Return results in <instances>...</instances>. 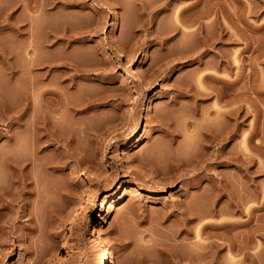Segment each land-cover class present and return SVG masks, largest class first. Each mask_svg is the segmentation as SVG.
<instances>
[{"label": "rangeland", "instance_id": "1", "mask_svg": "<svg viewBox=\"0 0 264 264\" xmlns=\"http://www.w3.org/2000/svg\"><path fill=\"white\" fill-rule=\"evenodd\" d=\"M24 1L0 0V49L14 63L29 49L37 61L63 59L62 127L77 129L93 164L75 168L70 159L47 175L53 145L25 166V180L12 176L2 154L14 148L2 142L13 112L0 109V264H99L89 229L103 218L99 231L114 264H197L214 241L223 243L212 247L220 258L207 262L264 264V0H48L46 7L38 0V9ZM179 10L183 19L208 15L195 25L182 20L183 28ZM20 19L28 34L19 39ZM144 49L149 57L140 62ZM7 69L0 62V98L13 108L23 99L21 82ZM235 108L236 135L208 141L207 128L233 127ZM199 224L204 248L195 246Z\"/></svg>", "mask_w": 264, "mask_h": 264}, {"label": "bare ground", "instance_id": "2", "mask_svg": "<svg viewBox=\"0 0 264 264\" xmlns=\"http://www.w3.org/2000/svg\"><path fill=\"white\" fill-rule=\"evenodd\" d=\"M41 5L40 6H43V7H46V4H47V1L48 0H41ZM52 1V0H51ZM172 1V0H171ZM174 1V0H173ZM199 1V0H198ZM23 2V1H22ZM33 4H32V3ZM50 2V1H49ZM55 2V1H54ZM25 4L27 5H32L30 6L31 8H37L39 5H38V0H25L24 1ZM23 3V4H24ZM194 3V2H192ZM50 4V3H49ZM57 4V3H56ZM166 4L168 5V1L166 2ZM173 4V2H172ZM51 5V4H50ZM61 5V4H60ZM193 6V5H192ZM192 6H189L190 8ZM197 6V5H196ZM51 7V6H50ZM58 7V6H57ZM194 7V6H193ZM182 8V7H181ZM38 9V8H37ZM45 9V8H44ZM193 9V8H191ZM198 9V8H197ZM206 9V8H205ZM48 10V8H47ZM46 10V11H47ZM188 10V9H187ZM195 10V9H194ZM200 10V8H199ZM198 10V11H199ZM34 11V10H33ZM182 11V10H181ZM185 11V10H184ZM192 11V10H191ZM178 13L174 16L175 19H176V22L178 24H180L183 28H184V25H182V20H187L186 23H190V24H194L199 21L200 18H202V16H205V15H202L201 12L199 13H190L191 15H187V17L185 19H183V15L182 17H180V10L177 11ZM197 12V11H195ZM209 12V11H208ZM188 13V12H186ZM208 15V14H207ZM206 15V16H207ZM21 16V15H20ZM24 16V15H23ZM26 16V15H25ZM34 16V15H33ZM205 16V17H206ZM35 17V16H34ZM33 17V18H34ZM18 18V16H17ZM32 18V17H31ZM182 18V19H181ZM204 18V17H203ZM216 18V16H215ZM26 19V18H25ZM21 20V19H20ZM16 20V23H14L15 25V30L13 31L14 35H15V38H24V36L26 34H28V32L26 31L25 29V24L22 23L23 21H25L23 19V21H18ZM27 21V20H26ZM28 22V21H27ZM216 23V21H214ZM10 23V22H9ZM13 23V22H12ZM27 24V23H26ZM174 24V23H173ZM12 25V24H11ZM177 25V24H176ZM174 24V26H176ZM208 25V24H207ZM112 26L114 28H116L118 26V22H116V20L113 21L112 23ZM171 27L173 25H170ZM173 26V27H174ZM186 26V25H185ZM167 27V25H166ZM165 27V28H166ZM192 27V25H191ZM190 27V28H191ZM198 27V26H197ZM201 27V26H200ZM27 28V27H26ZM176 28V27H175ZM194 28V27H192ZM186 29V28H185ZM168 30V28L166 29ZM192 30V29H191ZM190 30V31H191ZM196 30V28L194 29V31ZM199 30V29H198ZM196 30V31H198ZM163 31V30H162ZM173 31V30H172ZM171 31V32H172ZM175 31V30H174ZM186 32V30H183V32ZM189 30H187V34L188 32H190ZM195 31V32H196ZM27 32V33H26ZM194 32V33H195ZM47 33V32H46ZM63 33V32H62ZM162 33V32H161ZM165 34V32H163ZM193 33V32H192ZM56 34V33H55ZM64 34V33H63ZM181 34H183L181 32ZM185 34V33H184ZM191 34V32L189 33ZM62 36V34H60ZM186 35V34H185ZM205 35V34H204ZM190 36V35H189ZM196 36V35H195ZM50 37V36H48ZM47 37V38H48ZM198 37V36H197ZM27 38V37H26ZM64 38V37H63ZM162 38V37H161ZM165 38V37H164ZM185 38V36H184ZM188 38V36L186 37ZM191 38V37H190ZM188 38V39H190ZM205 38V37H204ZM13 39V38H12ZM18 39V40H19ZM16 40V39H15ZM62 40V39H61ZM162 40V39H161ZM207 40V39H206ZM50 41V40H49ZM52 41V40H51ZM163 41V40H162ZM201 41V40H200ZM48 42V41H47ZM185 43L187 42L184 41ZM203 42V41H202ZM208 43V42H206ZM63 44V43H62ZM165 44V43H164ZM204 44V43H203ZM205 45V44H204ZM48 46V45H47ZM202 46V45H201ZM3 47V46H2ZM208 48V47H207ZM3 49V48H2ZM0 49V62L5 64V66L9 69L10 72V75L9 77L15 81H18L21 82V86H19L18 88L21 90L20 93H21V96L23 97V99L21 98L20 102H18V104H15V106H13V108L11 107H7L5 104H2L1 102V98H0V109L2 108H5V109H9V111H12L13 112V124H14V127L13 128H8L7 129V132L5 133L4 137H3V145L5 144V146H12L14 149L13 151H9L8 147L7 149H5V151L3 152L2 155L3 158H4V161H5V164L7 166V168H9V170L13 173L12 176H16L17 178H20L21 181L22 180H25L29 174L27 175V172L29 171H25V166L28 164V163H36L38 160L41 159V152L45 151L46 148L49 149L50 146H53L55 145V147L52 149L54 150L53 152L57 154V158L52 162V163H47L48 165H46V171H47V175H50L51 173H54V172H62L63 169L68 165L69 160L71 159L73 161V164L75 166V168H82L83 166H87L89 164V166H91L90 164H93V159L91 158V155L89 154V152H87L86 148H84V145L82 143H80L81 141L78 140V137H77V129L76 131H66L64 130L65 129V126H64V129L62 127V115L60 114L61 113V109L62 107L64 108L66 105V101L68 99L65 98V87L68 86L66 84V82L64 81L65 80V75H66V66H64V61L63 59H59V61L57 63H53V62H50V61H47L45 60V58L41 59L40 61H37L38 58L35 59V57H33L32 55V52L34 53V50L33 49H29L26 54L28 55V57L26 58V60L24 61V63H14L12 62V58L9 57V51L7 52L5 49L2 50ZM202 49V48H201ZM199 49H197L196 51L198 52ZM184 52V51H183ZM16 53V52H15ZM187 53V52H186ZM185 53V55H186ZM191 53V52H190ZM239 54V53H238ZM13 55V53H12ZM35 55V54H34ZM237 55V54H236ZM11 56V55H10ZM15 56V55H14ZM17 56V54H16ZM190 56V55H189ZM200 56V55H199ZM223 56V55H222ZM225 56V55H224ZM223 56V57H224ZM238 56V55H237ZM23 57V55H22ZM149 57V53H148V50L147 49H144L143 51V55H142V59L140 62H145ZM178 57V56H177ZM186 56L184 57H181V58H185ZM18 58V57H17ZM226 58V56L224 57ZM236 58V57H235ZM239 58V57H238ZM177 59V58H176ZM179 59V58H178ZM197 59V58H196ZM11 60V61H10ZM21 60V59H20ZM225 60V59H224ZM236 61V59H234ZM17 61V60H16ZM222 62V61H221ZM226 63V61H225ZM236 63H238V59L236 61ZM18 64V65H17ZM58 66H57V65ZM2 65V64H1ZM57 71V74H55V76H57V81L54 82L52 81V76L51 77V74H52V71L54 70ZM68 69V67H67ZM7 72V71H6ZM205 72V71H204ZM54 74V73H53ZM52 74V75H53ZM204 74V73H203ZM207 77V76H205ZM209 77V76H208ZM55 78V77H54ZM56 79V78H55ZM200 79H202V77L199 78V81ZM238 79V78H237ZM8 82V81H7ZM11 82V81H10ZM13 82V81H12ZM65 82V83H64ZM202 83V81H201ZM11 84V83H9ZM13 85V83H12ZM18 86V85H17ZM65 86V87H64ZM202 87V85H201ZM194 90V89H193ZM2 93L3 90H1ZM193 92V91H192ZM1 93V92H0ZM16 93V92H15ZM19 93V92H18ZM238 94V92H236ZM23 94V95H22ZM2 95V94H1ZM0 95V96H1ZM198 95V94H197ZM195 95V96H197ZM235 95V94H234ZM240 95V93L238 94V96ZM3 96V95H2ZM235 97V96H234ZM5 98V96H4ZM238 98V97H236ZM234 98V99H236ZM218 99V98H217ZM221 99V98H220ZM7 100V99H6ZM66 100V101H65ZM237 100V99H236ZM19 101V100H18ZM216 102V101H215ZM68 103V102H67ZM7 104V102H6ZM219 104V103H218ZM217 103L215 105H217V111H215L218 114H220L219 112L222 111L223 108L222 105L220 107V105H218ZM6 107H5V106ZM81 107V106H80ZM240 107V105H239ZM216 108V107H215ZM84 109V108H83ZM3 110V109H2ZM77 111V109H75ZM236 110V111H235ZM234 110V125L233 127L231 126V129H228L229 127H227V130L225 131L224 129V132H217L215 129H216V126H215V129H208L207 128V138H208V141H215L216 139H219L220 138L222 140H224L223 138H226L228 137V135L230 136L231 134L232 135H236V132H237V119L239 118V108H235ZM60 111V112H59ZM224 111V110H223ZM222 111V112H223ZM233 111V110H232ZM7 114H8V110L5 111ZM214 112V111H213ZM225 112V111H224ZM223 112V113H224ZM229 113V112H227ZM216 115V114H215ZM223 115V114H221ZM3 116V115H2ZM230 116V115H229ZM232 116V115H231ZM4 117V116H3ZM7 117H10V116H7ZM216 117V116H215ZM232 118V117H231ZM10 122V121H9ZM209 122V121H208ZM11 123V122H10ZM207 123V122H206ZM209 124V123H208ZM211 124V123H210ZM209 124V125H210ZM214 124V123H213ZM216 124V123H215ZM219 124V122H218ZM12 125V124H11ZM64 125V124H63ZM213 126V127H214ZM204 128L206 126H203ZM210 127V126H209ZM222 127V126H221ZM220 127V128H221ZM211 128V127H210ZM219 128V126L217 127ZM223 128V127H222ZM69 129V128H68ZM67 129V130H68ZM71 129V128H70ZM206 130V128H205ZM220 131V129H219ZM223 131V130H222ZM205 133V134H206ZM231 137V136H230ZM206 139V138H205ZM204 139V140H205ZM228 139V138H227ZM82 140V139H81ZM139 140V137H138V134L134 137V141H138ZM217 140V141H219ZM226 140V139H225ZM27 141V142H26ZM88 141V140H87ZM26 142V143H25ZM205 143V142H204ZM208 143V142H207ZM13 144H16V146H19V149L23 146L25 148V144H27L26 146L28 147L27 149L29 150H25L23 149V147L21 148L22 150H20L19 152V149L17 150L18 147H16L15 145ZM87 144V143H86ZM83 145V146H82ZM88 145V144H87ZM133 144H130V146H132ZM129 146V147H130ZM12 149V148H11ZM51 149V150H52ZM90 149V148H89ZM27 151V152H26ZM90 151V150H89ZM129 151V148H126L123 150L122 154L126 153ZM220 151V150H219ZM19 152V153H18ZM52 152V153H53ZM91 152V151H90ZM44 153V152H43ZM53 153V154H54ZM3 161V162H4ZM52 161V160H51ZM177 161V160H176ZM88 163V164H87ZM42 164V162H41ZM44 164V163H43ZM87 164V165H86ZM183 164V163H181ZM33 165V164H32ZM37 165V164H36ZM40 165V164H39ZM73 166V167H74ZM128 166L130 168V164L128 163ZM180 166V165H179ZM178 166V167H179ZM184 166V165H182ZM38 167V166H37ZM36 167V168H37ZM45 167V166H44ZM48 167V168H47ZM72 167V168H73ZM88 167V166H87ZM194 167V166H193ZM33 168V167H31ZM41 168V166H39V169ZM86 168V167H85ZM42 169V168H41ZM84 169V168H83ZM184 169V168H183ZM193 169V168H192ZM33 170H36V169H33ZM74 170V169H72ZM133 170V169H132ZM43 171V169L41 170ZM190 171V170H189ZM30 172V171H29ZM45 173V172H44ZM9 174V173H8ZM35 174V172L33 173ZM37 174V173H36ZM35 174V175H36ZM184 174V173H183ZM42 174L40 173L39 176H41ZM64 175V174H63ZM37 176V175H36ZM54 176V175H53ZM43 177V176H42ZM34 178V177H33ZM38 178V177H37ZM40 178V177H39ZM45 178V177H43ZM49 178V177H48ZM31 179V178H30ZM29 179V180H30ZM37 180V179H36ZM40 180H42L40 178ZM28 181V180H27ZM44 181V179H43ZM49 181V179H48ZM196 181H199V180H196ZM25 184H26V181H24ZM193 182V181H192ZM39 183V182H38ZM195 183V181H194ZM197 184V183H196ZM195 185V184H194ZM28 186V185H27ZM48 186V185H47ZM196 186V185H195ZM199 186V185H198ZM218 186V185H216ZM221 186V185H220ZM49 187V186H48ZM57 187H60V186H57ZM56 187V188H57ZM224 185L222 184V187H218L217 190L221 191L219 188H223ZM61 188V187H60ZM133 187H125L124 189V193L126 192H129L132 190ZM226 189V187H225ZM60 190V189H58ZM224 190V189H223ZM227 190V189H226ZM219 191H213L216 195L217 193H220ZM213 195V196H214ZM219 195V194H218ZM216 198V197H215ZM214 198V200H215ZM210 199V198H209ZM210 201V200H209ZM213 201V200H212ZM212 201L210 202L212 204ZM214 203V201H213ZM209 206V205H208ZM212 206V205H211ZM116 207V199H113L111 201H109L108 203V208H107V212H110L111 210H113L114 208ZM188 212V211H187ZM186 212V213H187ZM205 214V213H203ZM185 215V213H184ZM196 215V214H195ZM187 218H189L190 220V216L188 217V214L186 216ZM185 217V218H186ZM183 218V217H182ZM197 219L199 218H202L201 216L199 217H196ZM195 218V220H197ZM188 220V219H187ZM186 220V221H187ZM186 223L185 221V225H187V232L188 230H190V224L189 222L191 223V221H189ZM192 220V218H191ZM200 220V219H199ZM198 220V221H199ZM102 221H105V219L103 218L101 220ZM197 221V222H198ZM101 222H99L96 226L92 227L89 229V236L92 238V241H93V252H94V256L97 260H99V264H114V261L112 259V255L111 253L108 251V248L107 246L105 245V242H104V239L99 231V226L101 224ZM230 222H228V224H226V222L224 224H221L218 225L222 230L229 227ZM194 224V223H193ZM202 224V223H200ZM200 224H199V227L197 226V232H196V238H198V242L196 243L195 246H198L199 247H203L205 244L203 242V237L200 236V233L203 232L204 230L201 229L200 227ZM218 224V223H217ZM204 225V224H203ZM202 225V228H204ZM211 225V224H210ZM216 225V224H215ZM232 225V224H231ZM216 227V228H219V227ZM233 226V225H232ZM207 227V226H206ZM255 227V226H254ZM253 227V228H254ZM257 227V226H256ZM200 228V229H199ZM219 228V229H220ZM251 228V227H250ZM253 228H251V233L252 232H255V229L253 231ZM206 229V228H205ZM210 229V228H209ZM209 229L208 232H209ZM217 229V230H219ZM184 230V229H183ZM198 230H200L201 232H199ZM203 230V231H202ZM206 230V231H207ZM257 231V229H256ZM207 232V233H208ZM218 233H220L218 231ZM250 233V234H251ZM210 234V233H209ZM207 234V235H209ZM254 235V234H253ZM249 237H252V236H249ZM238 242V241H237ZM245 242V241H244ZM243 242V243H244ZM247 242V241H246ZM233 243V242H232ZM249 243V242H248ZM248 243H246V245L248 246ZM254 243V242H253ZM223 243L219 241L217 242H210L208 248H210L211 250L209 252H206L207 256L209 257L208 259L211 261L212 259V262L214 263V261L216 260H219L218 257L215 253V251L212 250V247H214V250H218L217 248L215 249V247H220ZM234 244V247L236 250H241L244 248V245L241 243H233ZM251 244V243H250ZM208 246V245H207ZM254 246V245H253ZM204 248V247H203ZM198 250V249H197ZM203 250V249H202ZM199 251V250H198ZM201 251V250H200ZM207 251V250H206ZM213 253H212V252ZM198 254V252H196ZM204 254V253H202ZM191 255V254H190ZM199 255V254H198ZM196 255V256H198ZM205 255V254H204ZM203 255V256H204ZM189 256V255H188ZM193 256V255H192ZM233 256V255H232ZM201 257V256H199ZM190 258V257H189ZM194 258V257H193ZM251 258V257H250ZM191 259V258H190ZM197 259V258H196ZM194 258V260H196ZM202 259V258H201ZM205 258V260H200V259H197L195 262L197 264H209V263H212L210 261L207 262V260ZM254 259V258H253ZM199 260V261H198ZM231 260H235V259H232ZM252 260V259H251ZM215 262V264H216ZM234 261H232L233 263ZM236 262V261H235ZM212 263V264H213ZM218 264H223V263H219ZM235 264V263H234Z\"/></svg>", "mask_w": 264, "mask_h": 264}]
</instances>
